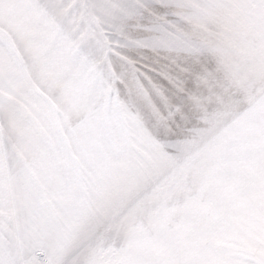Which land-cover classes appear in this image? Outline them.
<instances>
[{
    "label": "snow or ice",
    "instance_id": "6c2138e0",
    "mask_svg": "<svg viewBox=\"0 0 264 264\" xmlns=\"http://www.w3.org/2000/svg\"><path fill=\"white\" fill-rule=\"evenodd\" d=\"M0 264H264V0H0Z\"/></svg>",
    "mask_w": 264,
    "mask_h": 264
}]
</instances>
